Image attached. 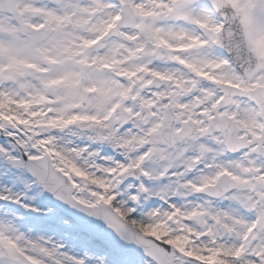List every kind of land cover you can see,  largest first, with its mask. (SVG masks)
<instances>
[{
    "label": "snow or ice",
    "instance_id": "obj_1",
    "mask_svg": "<svg viewBox=\"0 0 264 264\" xmlns=\"http://www.w3.org/2000/svg\"><path fill=\"white\" fill-rule=\"evenodd\" d=\"M0 264H264V0H0Z\"/></svg>",
    "mask_w": 264,
    "mask_h": 264
}]
</instances>
